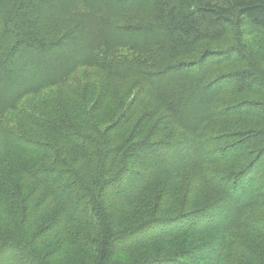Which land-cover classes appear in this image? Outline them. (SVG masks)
Listing matches in <instances>:
<instances>
[{
    "label": "trees",
    "instance_id": "16d2710c",
    "mask_svg": "<svg viewBox=\"0 0 264 264\" xmlns=\"http://www.w3.org/2000/svg\"><path fill=\"white\" fill-rule=\"evenodd\" d=\"M247 27L257 32L251 43L244 37ZM262 32L264 0H0V119L18 111L27 96L63 85L77 68L89 66L117 76L140 74L147 83L145 95L169 111V123L193 135L178 143L142 140L124 149L109 147L106 138L91 144L89 136L65 130L63 138L79 151L66 159L57 146L2 132L3 146L11 150L9 163L0 160V195L5 201L0 207V264H197L185 263L176 251L134 257L145 243L190 236V229L200 235L239 226L259 235L255 246L264 263V217L247 219L251 211L264 207V128L196 137L215 117L264 122ZM119 47L132 50L137 58L128 66L110 59ZM144 57L155 58L161 66L139 68ZM229 62L237 66L215 72ZM226 96L230 100H224ZM51 148L57 155L53 160L45 157ZM19 152L61 165L28 170L25 186L30 181L39 186L30 187L25 198L19 193L28 188L14 186L10 163L19 160L24 165ZM145 160L143 168L131 173L130 161ZM118 163L123 168L112 175ZM206 166L212 167L206 181L220 196L179 218L204 225L144 236L133 232H142L153 221L126 233L115 230L127 216L153 213L156 205L150 208L147 203L149 192L161 177ZM19 201L28 203L22 214L27 224L23 239L41 224L30 241L21 243L3 232L2 218L7 213L21 216ZM228 245H207L188 257L201 264H229ZM44 246H49L45 255L39 252ZM128 257L133 258L126 262Z\"/></svg>",
    "mask_w": 264,
    "mask_h": 264
},
{
    "label": "rangeland",
    "instance_id": "374dc122",
    "mask_svg": "<svg viewBox=\"0 0 264 264\" xmlns=\"http://www.w3.org/2000/svg\"><path fill=\"white\" fill-rule=\"evenodd\" d=\"M244 30H246L244 37L250 39L251 43L257 36V32L250 27ZM260 37L264 39V32L260 33ZM136 56L137 54L132 50L119 47L110 59L116 60L120 64L125 63L124 66H128L133 58H137ZM139 64V68L145 70L161 66L152 57L139 59ZM236 66L235 62H229L217 67L215 72H222ZM146 86L147 83L140 74L117 76L105 68L89 66L77 68L65 84L27 96L19 105L18 111H12L5 118L0 119V149H3L0 160L3 161L2 164L9 163L10 158H7V154L11 150L10 147L3 146L4 134L9 135L11 138L23 137L24 141H29V143L37 141L57 146L60 149V155L66 159L73 158L79 151L77 147L65 141L63 138L65 130H72L71 132L89 136L92 139L87 142L91 144H95L97 141L103 142V139L106 138L109 147L121 146L124 149L134 146L142 140L178 143L193 138L190 132L169 123V111L163 107L159 100L145 95L143 89ZM223 99L230 100L228 96ZM25 112L26 116H24ZM250 126L264 128V122L248 117H215L202 126L200 134L196 137L206 138L228 129ZM19 154L25 158L24 165L19 160H11L10 162L12 165L10 167L16 176L14 186L20 184L25 186L24 181L29 175L27 174L28 170L38 167L61 166L46 160L48 157L53 160L57 156L52 148L45 153L46 159H42L38 154L24 152H19ZM18 162L22 165L20 166ZM145 163L146 160L141 163H131L130 161L128 164L132 168L130 169L131 173L143 168ZM122 168V163H118L112 169L111 174H115ZM211 168L206 166L205 168L190 169L180 173L173 172L161 177L150 190L152 192H149L147 203H150V208H152V205H156V208L153 207V213L152 210L148 209L150 217L132 219L127 216L124 223L116 224L115 230L126 233L128 230H134L138 224L153 221L142 232L138 230L133 232V236H144L166 230L178 228L183 230L204 225V222L194 223L190 221L186 223L185 219L180 221L179 218L186 213L199 212L220 196L217 187L206 181L211 177ZM38 186V182L30 181L29 185L25 186L28 188L27 192L23 193L25 192L23 191L19 195L25 198L30 193V187L35 189ZM1 197L0 195V207L5 203ZM19 204L21 216L11 217V213L2 216L4 223L6 221L3 232L8 234L9 239L17 243L30 241L33 234L40 228L39 225H41L39 224L30 230L28 237L23 239L27 224L23 222L22 214L28 203L23 201L22 205L19 201ZM216 213L219 214L220 211ZM258 217H264V207L251 211L247 219ZM158 218H164L165 221L158 222ZM190 232H193L190 236L185 235L177 240L164 238L152 243H145L144 246L139 247L134 258L139 259L149 254L165 255L176 251L179 255H183L184 258L181 260L186 261L185 263L201 264L203 261H196L189 258L188 255L190 253H202L207 245L221 248L226 242L229 245L225 250V254L230 253L231 255L229 264H264L257 255V253H263H261L259 247L255 246L258 244V240L260 241L259 235L244 226L231 229L226 233L208 230L198 235L193 229H190ZM199 246L201 248L197 249ZM48 249L49 246H44L39 249V252L45 255ZM9 251L11 249L7 250V252ZM243 255L248 258H243ZM120 258H122L120 260H123L125 257ZM132 258L128 257L126 262ZM55 262L57 260H50L51 264H55ZM128 263H132V261Z\"/></svg>",
    "mask_w": 264,
    "mask_h": 264
}]
</instances>
